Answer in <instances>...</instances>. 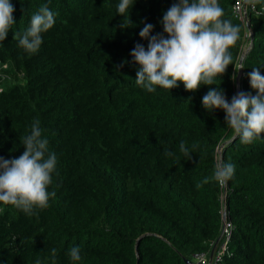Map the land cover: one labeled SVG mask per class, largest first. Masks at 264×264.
Returning <instances> with one entry per match:
<instances>
[{"label": "trees", "instance_id": "trees-1", "mask_svg": "<svg viewBox=\"0 0 264 264\" xmlns=\"http://www.w3.org/2000/svg\"><path fill=\"white\" fill-rule=\"evenodd\" d=\"M46 2L12 0L16 24L0 45V156L21 155V138L39 119L58 158L49 186L56 195L32 215L3 206L0 264H34L37 257L52 264V248L55 264H72L67 252L76 245L78 264H187L210 256L224 214L231 233L210 264H264V132L244 144L222 109L201 104L210 87L229 101L238 93L246 49L240 91L256 94L248 73L259 67L264 74V15L251 16L250 48L235 0H219L225 18L239 25L232 64L215 85L189 91L178 82L148 93L135 83L130 51L136 43L147 47L139 36L145 23L163 32L159 21L174 0H135L124 17L118 0H51L56 23L40 49L27 53L13 32ZM181 140L196 145L191 159L179 151ZM218 162L235 166L224 185L214 179Z\"/></svg>", "mask_w": 264, "mask_h": 264}, {"label": "clouds", "instance_id": "clouds-1", "mask_svg": "<svg viewBox=\"0 0 264 264\" xmlns=\"http://www.w3.org/2000/svg\"><path fill=\"white\" fill-rule=\"evenodd\" d=\"M50 2L47 0L31 14L28 26L22 32H13V38H17L18 45L27 53L40 49L43 33L56 23L57 14L49 8ZM134 3L135 0H118L117 13L129 16ZM14 11L12 0H0V45L16 24ZM159 23L163 32L155 34L154 25L145 23L139 36L147 40V47L136 43L130 51L132 62L138 66L135 83L146 92L155 93L157 86L170 90L177 87L178 82L189 91H195L201 84L215 85L217 78L232 64L230 48L239 39V25L225 18L219 0H174L163 12ZM248 78L251 88L256 90L255 95L240 91L229 101L224 90L216 86L210 87L201 98L205 110L222 109L225 112V124L244 144H251L264 132V74L261 68H253ZM40 123L39 119H34L30 132L21 138L24 146L21 155L11 159L0 156V211L3 206L12 205L26 215H32L38 209L48 207L50 198L56 195L49 186L53 183L58 158L50 150ZM186 143L180 141L179 151L191 159L196 145L188 147ZM164 155L175 157L170 150ZM234 174L235 166L231 162L215 165L214 179L221 185ZM50 251V259L55 264L56 249ZM67 256L72 264H78L82 260L80 246H72ZM47 259L37 257L34 264H45Z\"/></svg>", "mask_w": 264, "mask_h": 264}, {"label": "built area", "instance_id": "built-area-1", "mask_svg": "<svg viewBox=\"0 0 264 264\" xmlns=\"http://www.w3.org/2000/svg\"><path fill=\"white\" fill-rule=\"evenodd\" d=\"M234 15L242 22L245 27V36L249 41L250 36L253 34L252 28L247 27V24L251 22V16L264 15V0H235L233 5ZM230 226L226 223L225 234L230 236ZM225 250V245L223 246ZM223 250L216 253L213 257V261H219ZM193 264H210L209 256L205 254H197Z\"/></svg>", "mask_w": 264, "mask_h": 264}, {"label": "water", "instance_id": "water-1", "mask_svg": "<svg viewBox=\"0 0 264 264\" xmlns=\"http://www.w3.org/2000/svg\"><path fill=\"white\" fill-rule=\"evenodd\" d=\"M247 27H251V24L248 23L247 24ZM250 40H251V45H250V48L252 47L253 45V35L250 36ZM248 49H246L241 57H240V60H239V68H238V73H237V78H236V83H237V92H240V88H241V83H240V80L243 76V73H244V68H243V62H244V59L246 57V53H247ZM226 143H223V145L221 146V148L219 149V151L225 146ZM226 221H227V216L226 214L223 215V222H224V226H223V230H222V233L221 235L219 236V238L217 239V241L215 242L214 246H213V249H212V252H211V260L212 261V258L218 248V245L220 244L222 238L224 237V234H225V229H226ZM187 261V264H191V260H186ZM211 263V262H210Z\"/></svg>", "mask_w": 264, "mask_h": 264}]
</instances>
